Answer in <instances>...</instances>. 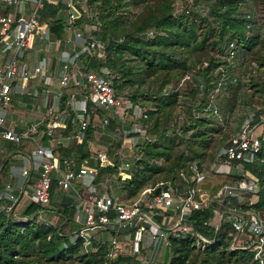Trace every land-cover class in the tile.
Segmentation results:
<instances>
[{
	"label": "trees",
	"instance_id": "1",
	"mask_svg": "<svg viewBox=\"0 0 264 264\" xmlns=\"http://www.w3.org/2000/svg\"><path fill=\"white\" fill-rule=\"evenodd\" d=\"M176 1L86 0L95 13L85 20L78 18L72 24L65 19V4L61 1L44 0L36 11L40 24L49 25V40H63L66 29L81 26L82 20L97 25L90 36L98 42V47L93 53H81L77 63L85 71L107 66L114 74L113 87L128 98L121 109V129L132 127V120L125 121L127 112L144 129L145 135L131 148L133 154L128 156L131 162L125 168L128 173L125 177L118 175L120 159L116 149L113 156L109 153L111 146L120 145V140L105 149L111 163L97 160L96 150L90 146L94 128L91 121L80 140L72 136L65 144L55 143L54 146L59 162L67 157L74 159L76 167L81 164L95 167L96 179H106L110 195L117 197L116 194L124 193L125 199H119L121 201L132 200L142 188L158 182L181 189L192 184V165L200 171L209 169L219 148L230 136L224 132V126L238 104L240 91L245 94V103L251 104V110L264 99V0H192L191 5L184 4L180 8ZM247 7V11L243 10ZM149 30L151 34H147ZM230 43H233L235 56L229 61L226 55ZM248 54L243 70L245 76L231 80L234 67L244 64L238 59ZM60 89H63L59 99L62 109L69 93ZM185 100L191 108L180 106ZM88 107L100 116L107 110L92 101L88 102ZM137 108L142 110L139 115ZM88 113L93 114L90 110ZM72 115L69 110L65 117L67 126L59 131L64 135L75 131ZM114 116H108L106 130L117 127ZM218 116L223 121L214 120ZM46 122V117L40 121L35 135L45 130ZM15 131L19 129L16 127ZM49 138L43 133L42 143H48ZM260 138V159L243 165L257 177L258 191L251 204L245 200L241 205L264 217V136ZM23 139H1L4 147L1 173L8 168L5 155L21 149ZM225 175L226 180L214 184L212 190L235 179L233 174ZM116 182L119 186L112 191L111 186ZM76 186L84 191L79 184ZM67 192L71 191H63L57 176H53L46 206L27 201L19 211L26 219L0 212V264H144L136 254L108 257L111 241L105 238L92 240V246L84 248L83 239L70 230L74 226L72 218L76 207ZM231 200L238 203L235 197ZM217 206L212 202L188 214L194 229L201 236L214 238V242L198 248L194 235L169 232L168 243L162 242L167 264H260L252 249L230 245L234 231L228 222L223 221L217 229L206 222ZM38 210L58 213L62 220L60 226L39 218ZM146 246L152 245L146 242Z\"/></svg>",
	"mask_w": 264,
	"mask_h": 264
},
{
	"label": "built area",
	"instance_id": "2",
	"mask_svg": "<svg viewBox=\"0 0 264 264\" xmlns=\"http://www.w3.org/2000/svg\"><path fill=\"white\" fill-rule=\"evenodd\" d=\"M43 1L0 0V8L5 6L18 9L15 16L12 11H0V48L3 52L14 51L16 56H22L31 46L33 38L49 40V25L40 24L36 15ZM85 1L66 0L63 12L69 24L82 15L91 16L95 13ZM29 2L32 6L28 11L25 3ZM72 28L75 39L80 42L72 51L64 50L61 53L57 77L49 71L46 57L39 58L31 66L25 62L15 63V57L0 65V140L8 138L20 141L22 138H28L35 143L30 153L23 154L24 164L16 172L19 175L18 183H15V186L9 181L3 184L0 192V212L26 219L27 216H20L18 211L23 197L27 196L28 201L46 206L50 201L52 177L57 176L61 189L70 190L75 201L76 210L72 218L74 226L70 230L76 237L83 239L84 248L87 249L92 246L91 231L111 228V248L107 256L113 258L121 253L140 256L146 242L157 252L162 242L168 243L169 232L174 235L190 233L195 236L197 247L203 248L206 244L214 242V238L201 236L188 220V214L194 209L204 208L216 202L218 206L213 208V214L206 222L214 224L216 229L223 221L228 222L234 231L230 245L252 249L254 258L264 264V217L252 208H244L241 205L245 200L251 204L258 191L257 177L243 165L260 159L258 152L260 137L264 136V99L250 114L244 116L237 131L219 148L209 169L200 171L196 165H192V184L181 189L158 182L154 186L142 188L132 200L121 201L108 193L106 179H96L95 167L86 164L76 167L74 159L67 157L59 162L56 155L55 143L65 144L72 136L80 140L90 121L94 123L95 120L100 124L108 122L107 117L100 116L92 107L89 109V101L111 109L115 114L123 109L128 101L125 95L118 93L113 87L114 74L107 66L89 71L81 69L77 63L78 56L83 52H95L98 42L90 35L82 34L81 30ZM151 32L152 30H149L147 34ZM234 56L233 43H230L226 58L230 61ZM35 77H39L44 84L56 78L60 88L69 84L78 85L75 92L69 93L64 108H59L61 89L54 97L55 105L46 115V128L41 131L40 137L35 135V132L41 120L30 123L24 134L5 124L13 92L29 93L28 82ZM69 110L73 112L71 122L75 131L64 135L59 131L67 126L65 117L69 115ZM89 110L93 112L92 116H89ZM131 126L129 129H121L123 140L116 150L120 159L118 175L122 177L128 176L125 168L130 163L124 160L122 150L131 149L136 140L145 135L139 124ZM43 133L50 136L46 144L42 143ZM95 156L102 163H111L105 149L96 150ZM33 170L37 171L35 181L31 179ZM214 172L233 174L235 179L225 181L212 190L214 183L207 185L205 180ZM180 174L185 178L182 171ZM76 184L84 191L81 192ZM157 187L159 188L155 191ZM232 197H235L238 203L233 202ZM41 213L42 211L38 210L39 218ZM45 222L50 223L47 220ZM121 233L123 235L119 236Z\"/></svg>",
	"mask_w": 264,
	"mask_h": 264
},
{
	"label": "crops",
	"instance_id": "3",
	"mask_svg": "<svg viewBox=\"0 0 264 264\" xmlns=\"http://www.w3.org/2000/svg\"><path fill=\"white\" fill-rule=\"evenodd\" d=\"M25 7L28 10L30 8V4L25 3ZM0 11L1 12L12 11L13 16L18 14L17 8H7L5 6H2L0 8ZM34 39H37L35 43H34L35 41ZM69 40L70 41L75 40V42L78 43L80 42L79 40L75 39L74 36H72V38H68L67 36H65L63 40L61 39L46 40L39 37H35L31 42V46L24 51L22 56H18V55L16 56L14 51L3 52L0 48V51L2 52V53L0 52V65L4 64L8 60H11L13 57H15L16 59L15 63L18 64L21 62H25L28 66H31L39 58L46 57L48 60L47 64L49 67V71L52 74L53 73L57 74V71L59 70L60 66L57 68L56 62H54V58L55 56L60 57L61 53L65 50L64 48L66 44L65 42ZM51 44H52V48H51ZM77 47L78 45H74L72 50ZM27 90L29 93H25V92L20 93L18 91L13 92L11 98V100L17 99V101L21 103L23 106L22 107L20 106L21 104H18V106L16 107V109L18 108L17 112H18L19 121L22 120V123L14 124L13 126H9V127L12 128L14 131L15 128L17 127L19 129V132L18 131L17 132L22 134L26 133L27 127L29 126L30 123L36 121L38 122L39 120L45 118L46 115H48L49 110L53 108L55 105L54 97L60 91V87L55 78L50 83L44 84L39 77H35L29 80ZM10 106H11V102H10ZM21 144H22L21 149L11 150L5 155L6 156L5 159H8V164H7L8 168L5 173L0 172V192L3 189V184L5 182L8 181L12 182V184L14 183L13 186H15L18 183L19 175L16 174V172H18L19 168L24 164L23 159L20 158L23 157V154L30 153L33 147H35V143L27 138L23 139ZM3 150H4L3 142L2 140H0V154H4L2 152ZM2 164H0V168ZM36 176H37V171L33 170L31 174L32 181H35ZM210 182L211 180L207 182V185L211 184ZM67 193L69 196L72 197L71 192H67ZM27 201H28L27 196L23 197L20 206L22 207L24 204L27 203ZM42 215H45L46 216L45 220L49 221L50 223L53 224L57 223V225L60 226V223L62 222L59 214L56 212H53L51 214L42 213ZM67 228L68 227H66V229Z\"/></svg>",
	"mask_w": 264,
	"mask_h": 264
},
{
	"label": "rangeland",
	"instance_id": "4",
	"mask_svg": "<svg viewBox=\"0 0 264 264\" xmlns=\"http://www.w3.org/2000/svg\"><path fill=\"white\" fill-rule=\"evenodd\" d=\"M58 1H61L63 3L66 2V0H58ZM183 0H177L176 1V6L177 8H180L182 7L184 4H187V5H191V2L192 0H184V3L182 2ZM86 2V1H85ZM87 3V2H86ZM30 6H32V3H30ZM80 5H84L83 3H80ZM88 5V4H87ZM89 7L91 8V10L93 9L90 5ZM245 11L248 10V7L243 9ZM89 15L85 14V15H82L80 18L84 19L85 18H88ZM82 20V24L81 26H74L75 28L81 30L82 34H84L85 36H89L92 34V31L95 30L97 28V25L95 24H92L90 22H87V21H84ZM66 36L68 38H72L73 36V28H67L66 29ZM34 43L37 41V39H34ZM47 43V42H45ZM65 50H68V51H72V48L74 47V45H78V42H75L74 41H66L65 42ZM50 46V45H49ZM51 48H52V44H51ZM1 52V51H0ZM2 53V52H1ZM250 55H246L243 58H239L238 61H244L243 65H237L234 67V71H233V75H232V78L231 80L233 81H236L237 80V77H243L245 76L244 74V71L245 68H246V59L247 57H249ZM56 65H57V68L60 66V59L59 57L56 58ZM54 76L57 77V74L53 73ZM56 79V78H55ZM246 80V78H243ZM57 80V79H56ZM182 81V79H181ZM180 81V83H181ZM63 90V89H61ZM66 90V92L68 93H71V92H75L76 88L72 85H67L65 88H64V91ZM243 97H245V94L243 92L240 91V94H239V97H238V104L236 105L235 109H234V112L231 113V115L229 116V120L227 122V124L224 126V132L228 133V135L230 134H233L234 132L237 131V129L239 128L240 124H242V121H243V118H244V115L245 117L250 114L252 112L251 110V104L249 103H245V101L243 100ZM189 102L188 101H181V107H188V108H191V106L188 104ZM18 104H21L17 101V99H12L11 100V106L9 107V110H8V114H7V118L5 120V124L7 126H13L14 124H18V123H22V120L19 121V117H18V108L16 109V107L18 106ZM22 106V104L20 105ZM23 107V106H22ZM179 109L181 110V108L179 107ZM105 111V110H104ZM122 110L118 111L117 113V116H114L115 114L111 111V109H107L105 112H103V114L101 116H104V117H107L108 116H114V117H117V127H115L114 130H106L105 129V124H100L99 122L95 121L94 120V123H92V125L94 126L93 128V139L91 140V144L90 146L92 147L93 150H99V149H109L108 145L110 144H113V143H116L118 140H120V144L123 140V136H122V131H121V122H122V113H121ZM141 108H137L136 109V114H140L141 113ZM125 118V121H131V124H139V122H135L136 119L133 117L130 116L129 112L126 113V116H124ZM132 118V119H131ZM218 123L220 121H223L221 117H215V119ZM213 120V121H214ZM140 125V124H139ZM227 135V137H228ZM40 137V135H38ZM143 137V136H142ZM142 137H139L137 140H139L140 138ZM116 146V145H115ZM120 146V145H119ZM119 146L117 147H113L111 146L110 150H109V153L113 156L114 154V150H118ZM15 150V149H14ZM133 149H130V148H125L122 150V153H123V158L124 160H128V156L129 154L132 156L133 154ZM117 153V151H116ZM118 154V153H117ZM109 156V155H108ZM4 157L3 154H0V159ZM129 162H131V160H129ZM225 172H214L212 174V176L210 177H213V178H208L205 180V182L207 183L209 180H212L210 183L211 184H218L225 179ZM229 181V180H227ZM119 184L118 182H116V184H114L113 186H111V189L112 191H114L116 188H118ZM63 191H67V190H64L62 189ZM117 198L118 199H121V200H124L125 197H124V193L120 192L118 194H116ZM124 197V198H123ZM26 203V202H25ZM23 207V206H22ZM20 206V208L18 209V211H20V209L22 208ZM41 218L42 219H45L46 216L45 215H41ZM49 220V219H48ZM57 224V223H55ZM59 226V225H58ZM66 229V228H65ZM111 229V228H110ZM110 229H105V228H99V229H95L93 231L90 232L91 234V237H92V240H98V239H108L110 240L111 237H112V233L110 231ZM123 234H119V236H122ZM145 243V242H144ZM145 246H146V243H145ZM144 246V251L143 253L140 255V256H137L141 262H143L144 264L146 263H150V264H167V261L165 260L164 258V255H165V250L163 248V243L162 245H160V249L157 250V252L154 250L153 246Z\"/></svg>",
	"mask_w": 264,
	"mask_h": 264
}]
</instances>
